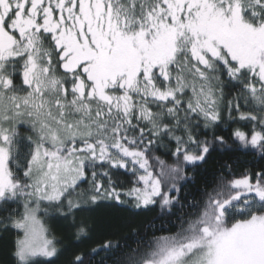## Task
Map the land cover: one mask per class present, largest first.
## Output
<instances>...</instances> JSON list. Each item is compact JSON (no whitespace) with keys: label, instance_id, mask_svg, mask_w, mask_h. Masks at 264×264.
Segmentation results:
<instances>
[{"label":"snow or ice","instance_id":"6c2138e0","mask_svg":"<svg viewBox=\"0 0 264 264\" xmlns=\"http://www.w3.org/2000/svg\"><path fill=\"white\" fill-rule=\"evenodd\" d=\"M73 241L264 264V0H0V264Z\"/></svg>","mask_w":264,"mask_h":264},{"label":"trees","instance_id":"16d2710c","mask_svg":"<svg viewBox=\"0 0 264 264\" xmlns=\"http://www.w3.org/2000/svg\"><path fill=\"white\" fill-rule=\"evenodd\" d=\"M65 243L68 244V241H65ZM76 250H81V251H84L85 253H87L90 249H89V246L87 243H80V242L73 241L71 243L70 247L68 248V251L65 252L64 256H62L60 258V260L57 262V264H63L64 260L66 258L70 257L71 253L73 251H76ZM96 259L98 260L99 257H96Z\"/></svg>","mask_w":264,"mask_h":264}]
</instances>
